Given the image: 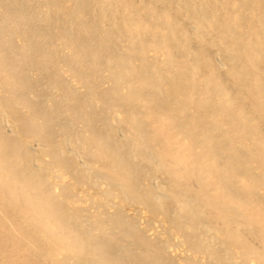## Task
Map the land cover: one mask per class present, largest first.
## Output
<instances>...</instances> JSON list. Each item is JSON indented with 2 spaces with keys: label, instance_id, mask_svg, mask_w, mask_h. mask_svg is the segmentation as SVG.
<instances>
[{
  "label": "bare ground",
  "instance_id": "1",
  "mask_svg": "<svg viewBox=\"0 0 264 264\" xmlns=\"http://www.w3.org/2000/svg\"><path fill=\"white\" fill-rule=\"evenodd\" d=\"M0 264H264V0H0Z\"/></svg>",
  "mask_w": 264,
  "mask_h": 264
}]
</instances>
